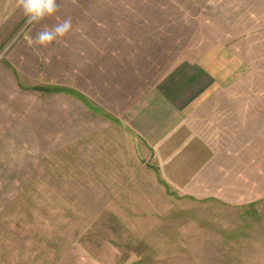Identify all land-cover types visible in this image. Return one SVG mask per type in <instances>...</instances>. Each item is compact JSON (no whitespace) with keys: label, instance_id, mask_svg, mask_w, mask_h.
<instances>
[{"label":"rangeland","instance_id":"obj_1","mask_svg":"<svg viewBox=\"0 0 264 264\" xmlns=\"http://www.w3.org/2000/svg\"><path fill=\"white\" fill-rule=\"evenodd\" d=\"M57 2L73 30L48 48L18 0L0 3V264H264V164L251 189L226 160L218 196L171 195L199 164L148 159L127 137L130 104L183 62L217 61L238 70L233 91L264 93V0ZM123 47L124 82L92 83L95 55ZM74 84L124 130L63 99Z\"/></svg>","mask_w":264,"mask_h":264},{"label":"crops","instance_id":"obj_2","mask_svg":"<svg viewBox=\"0 0 264 264\" xmlns=\"http://www.w3.org/2000/svg\"><path fill=\"white\" fill-rule=\"evenodd\" d=\"M3 2L8 0H0ZM137 51L132 49L134 55ZM123 52L124 47L116 53L100 52L95 55L98 58L92 59L97 61L94 68L98 70L87 71V74L89 78H100L101 89L110 81V85L118 86L122 80L124 82V59L129 57H125ZM121 54L125 58L122 59ZM205 58L178 64L158 84L142 93V100L139 97L138 103L129 106L130 135L127 137L130 139L132 136L131 143L139 139L138 147L148 159L154 153L160 154L157 149L164 148V154H168L172 164L179 163L180 158H188L185 161L193 167L199 164L197 168L202 175L196 178L189 175L185 186L175 188L179 191H173L171 195L218 196L223 181L222 164L226 160L232 167L226 171L238 174V166H246L244 178L249 181L251 189L254 187L255 166L264 164V93L233 91L239 81L238 70L233 75L222 76L221 64L208 62ZM90 60L88 64L93 62ZM69 90L71 94L66 96ZM88 90L80 91L74 84L60 89L59 94L64 95L63 99L73 107L82 105L86 113L106 116L119 127L122 123L124 130V121L113 117V112L111 115L95 106L92 101L100 96L97 91ZM255 101H258L256 107ZM70 115H78V112L70 109ZM74 126L75 129L76 124ZM193 167L189 172H194ZM261 173L264 175V166ZM193 179H196V184Z\"/></svg>","mask_w":264,"mask_h":264},{"label":"clouds","instance_id":"obj_3","mask_svg":"<svg viewBox=\"0 0 264 264\" xmlns=\"http://www.w3.org/2000/svg\"><path fill=\"white\" fill-rule=\"evenodd\" d=\"M18 5L27 25H42L32 38L34 44L48 48L71 34L72 18L59 17L60 5L57 0H18ZM51 18L56 20L51 26L43 23Z\"/></svg>","mask_w":264,"mask_h":264}]
</instances>
